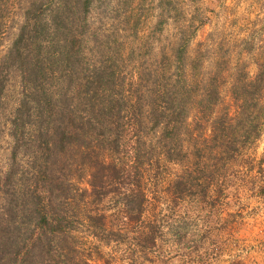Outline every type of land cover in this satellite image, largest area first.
Wrapping results in <instances>:
<instances>
[{
  "label": "trees",
  "instance_id": "1",
  "mask_svg": "<svg viewBox=\"0 0 264 264\" xmlns=\"http://www.w3.org/2000/svg\"><path fill=\"white\" fill-rule=\"evenodd\" d=\"M22 3L12 22V2L0 0V131L10 139L0 264H158L164 239H183L151 212L146 182L160 161L181 168L164 188L174 206L213 207L229 170L264 193V148L257 161L243 155L264 126V58L253 79H234V116L212 118L219 77L192 73L201 61L187 58V40L126 72L114 46L91 36L95 0ZM192 110L194 125L210 122L208 138L190 128Z\"/></svg>",
  "mask_w": 264,
  "mask_h": 264
},
{
  "label": "rangeland",
  "instance_id": "2",
  "mask_svg": "<svg viewBox=\"0 0 264 264\" xmlns=\"http://www.w3.org/2000/svg\"><path fill=\"white\" fill-rule=\"evenodd\" d=\"M10 1L13 4L11 18L15 22L18 18L15 12L24 0ZM129 2L126 10L128 1L95 0L90 24L91 36L96 34L98 45L107 40L114 46L116 58L125 66L122 69L129 72L141 64H157L160 52L168 51L176 40H187V58L197 57L201 61L199 71L192 73L205 78L216 73L219 77L221 99L212 118L223 111L232 118L235 108L230 92L234 79L240 76L253 79L257 64L264 58V0ZM8 39L6 34L2 37L0 52L5 51ZM196 117L192 110L188 119L190 128L208 138L210 122L201 121L198 127L194 125ZM9 145L10 139L3 127L0 131L1 172L7 165ZM263 148L264 126L254 147L243 155L257 161ZM160 162L158 169L150 170L146 182L151 212L162 224L177 226L183 239L176 243L171 237L165 238L160 247L163 259L158 264H264V193H258L257 184L253 187L243 174L231 176L233 171L229 170L226 183L231 187L213 207L196 198L174 206L164 188L181 168ZM254 175V172L250 174ZM78 186L86 187V179ZM94 262L104 264L101 260Z\"/></svg>",
  "mask_w": 264,
  "mask_h": 264
}]
</instances>
